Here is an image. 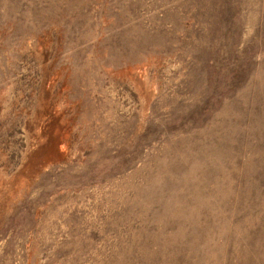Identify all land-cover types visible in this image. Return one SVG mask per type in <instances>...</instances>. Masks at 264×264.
<instances>
[{"label":"rangeland","instance_id":"rangeland-1","mask_svg":"<svg viewBox=\"0 0 264 264\" xmlns=\"http://www.w3.org/2000/svg\"><path fill=\"white\" fill-rule=\"evenodd\" d=\"M0 264H264V0H0Z\"/></svg>","mask_w":264,"mask_h":264}]
</instances>
